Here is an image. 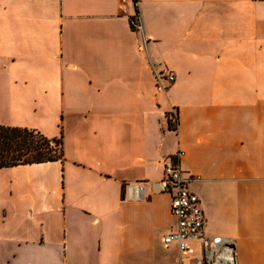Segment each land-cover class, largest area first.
<instances>
[{
    "label": "crops",
    "instance_id": "1",
    "mask_svg": "<svg viewBox=\"0 0 264 264\" xmlns=\"http://www.w3.org/2000/svg\"><path fill=\"white\" fill-rule=\"evenodd\" d=\"M0 126L63 150L0 169V264L201 259L163 243L177 152L204 237L264 264V0H0Z\"/></svg>",
    "mask_w": 264,
    "mask_h": 264
},
{
    "label": "built area",
    "instance_id": "2",
    "mask_svg": "<svg viewBox=\"0 0 264 264\" xmlns=\"http://www.w3.org/2000/svg\"><path fill=\"white\" fill-rule=\"evenodd\" d=\"M134 30L140 29L138 17L131 21ZM156 85L164 90L163 82L171 85L174 83V75L171 73H159L154 71ZM168 127L175 131L178 126V116L175 109L167 113ZM181 152L164 163V179L157 183L156 188L160 193L171 195L170 213L175 221V230L163 238V243L168 246L176 243L179 254L188 251V243L200 244L202 258L193 264H234L232 242L226 239H206L203 235L204 217L198 198L188 190L191 179L183 175L180 169ZM140 188L135 190V198H139Z\"/></svg>",
    "mask_w": 264,
    "mask_h": 264
},
{
    "label": "trees",
    "instance_id": "3",
    "mask_svg": "<svg viewBox=\"0 0 264 264\" xmlns=\"http://www.w3.org/2000/svg\"><path fill=\"white\" fill-rule=\"evenodd\" d=\"M62 158V136L47 139L35 130L0 126V169L57 162Z\"/></svg>",
    "mask_w": 264,
    "mask_h": 264
},
{
    "label": "rangeland",
    "instance_id": "4",
    "mask_svg": "<svg viewBox=\"0 0 264 264\" xmlns=\"http://www.w3.org/2000/svg\"><path fill=\"white\" fill-rule=\"evenodd\" d=\"M165 73H169V72H165Z\"/></svg>",
    "mask_w": 264,
    "mask_h": 264
},
{
    "label": "water",
    "instance_id": "5",
    "mask_svg": "<svg viewBox=\"0 0 264 264\" xmlns=\"http://www.w3.org/2000/svg\"><path fill=\"white\" fill-rule=\"evenodd\" d=\"M232 250V248L230 249V251Z\"/></svg>",
    "mask_w": 264,
    "mask_h": 264
}]
</instances>
